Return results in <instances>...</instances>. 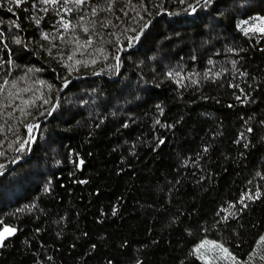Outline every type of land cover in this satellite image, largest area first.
<instances>
[{"label": "trees", "instance_id": "16d2710c", "mask_svg": "<svg viewBox=\"0 0 264 264\" xmlns=\"http://www.w3.org/2000/svg\"><path fill=\"white\" fill-rule=\"evenodd\" d=\"M31 3L12 5L9 13L0 0V59L14 61L10 71L0 67V84L5 78L17 81L16 88L9 83L0 92V229L18 230L0 249V264H205L193 252L202 241L228 248L238 264H264V35L236 28L240 20L264 17V0H227L226 7L221 0L216 7L223 16L216 8L190 16L172 0L164 10L153 6L159 0H145L143 8L139 0L130 7L128 0H117L114 15L98 12L96 18L82 10L84 23L97 21L102 51H94L101 48L94 42L87 51L96 63L76 65L70 73L63 67L73 63L69 53L74 60L87 57L56 39L49 54L39 32L54 38L51 25L59 27V17L31 9ZM137 11L152 21L150 31L120 53L114 71L108 67L116 63L110 58L111 33L135 26ZM40 16L45 19L38 28L34 21ZM105 18L111 23L101 29ZM65 19L77 22L71 14ZM58 50L65 55L57 56ZM168 69H182V87L164 76ZM23 87L32 91H20L21 98L41 95L58 104L53 115H39L49 107L42 100L26 106V116L14 111L22 106L15 93ZM125 122L128 127H122ZM27 123L39 125L33 135L42 138L18 154L17 138L27 135ZM159 139L164 143L157 146ZM17 155L21 159L14 164ZM48 180L50 190L44 192ZM257 190L261 198L248 200ZM218 253L221 258L199 251L211 264H231Z\"/></svg>", "mask_w": 264, "mask_h": 264}, {"label": "snow or ice", "instance_id": "6c2138e0", "mask_svg": "<svg viewBox=\"0 0 264 264\" xmlns=\"http://www.w3.org/2000/svg\"><path fill=\"white\" fill-rule=\"evenodd\" d=\"M140 6L143 8L145 7V0H139ZM167 0H159L158 4L153 5L157 9L164 10L162 8V5L166 3ZM221 0H172V3H177L179 5H183V11L188 14V15H197L198 10L200 12H204L209 10L210 8H216L217 11V16H223L225 13L220 11L219 8H217V4L220 3ZM4 3L8 5L7 7V12L13 13V7L12 5H15L16 8H20V6L27 5L29 3V0H4ZM116 3L117 0H102V3H91L90 0H32L31 3V9H37L39 12H43L45 14L51 13L54 16L59 17V27L56 26V24H52L51 27L53 30L56 31V36L52 38L50 36V33H46L43 30L39 32V38L43 41H47L48 44L50 45L49 48L46 49L49 54H51L52 48H56L57 46L53 43V39L60 40L62 43L64 42H69L73 45H75V48L73 49L74 52L79 53L82 57H87L85 59H80V60H74L73 55L71 53L68 54V60L73 61L72 64H63V67L69 70V73L75 69L76 65H83L85 68L89 67V64H95L96 63V58L91 57L88 53V49L92 48V45L95 43H100L101 48L100 49H94L97 53L102 51V41L96 40V37L98 35H102L101 33H98L95 25L97 23L96 19H91L88 20L87 24L84 23L86 20L85 15L81 14L82 10L83 11H88V15L92 18H96L98 12H106V13H112L113 15L115 14L116 11ZM148 3H151V0H148ZM223 4L226 7L227 6V0H223ZM39 6V7H38ZM52 6H56L53 8ZM128 6H131V0H128ZM22 11L25 13V18L27 19V13L30 11V9L25 6ZM61 13H64V15H61ZM71 14L72 17L77 18V22L73 23L71 19H65V16ZM170 14H175L178 15L179 13H170ZM156 15H159V11H157ZM119 18V17H117ZM137 18L140 19V23L136 25V20ZM44 16H40L37 19H35L34 23L35 25L39 28L41 21L44 20ZM252 21H255L254 23ZM2 23V22H0ZM11 24H13L16 28H20V24L16 21H10ZM111 21L107 18L99 22V28L103 29L109 26ZM132 24L135 26H129L123 29V31L117 35L115 32L111 33V35L115 38L114 41H109V42H114L115 45V51L111 55V59L115 61V64L109 65L108 67L113 69L114 71H119V66H120V53L126 49H132L134 46L137 44L141 43L143 39L147 38L148 32L150 31V26L152 25L151 20H145L143 17H141L140 12H136V16L132 18ZM241 25H244V27H241ZM236 28L243 34H248L249 32H258L261 35H264V17H253L250 18L248 21L245 20H240L236 23ZM62 29V31H61ZM78 30V31H77ZM79 33H83V36H80ZM65 34H69L67 37ZM178 35V34H177ZM4 37L5 33L4 31H0V45L4 44ZM11 39L14 41L16 44H21V39L17 36L11 37ZM123 41V47L121 46V43ZM204 44L209 43L208 40L203 41ZM6 47V45H5ZM27 48V45L24 46ZM2 50V49H0ZM231 51V49H228ZM35 55V53L33 52ZM57 56L63 57L65 55L64 51L58 50L56 52ZM104 59H109L107 55L104 56ZM149 59H152V57H149ZM193 61L197 59L195 55L191 57ZM14 61L11 56H8L6 59H0V67H4L6 71L11 70V66L13 65ZM142 63V62H141ZM208 64H212L213 60L211 57H209ZM233 68H235V61L232 62ZM29 71H32L30 69ZM35 71H39V69H36ZM181 70H172L168 69L165 73L164 76L168 78L175 77L176 79L173 81L176 83L177 87H182L183 86V80L184 77L181 75ZM209 73L208 69H205L204 72V78H207ZM93 74H96L95 72ZM219 72H216L215 75H219ZM246 73L240 72V75L243 76ZM191 75V73L189 74ZM61 79H63L61 77ZM143 79V77H141ZM11 83L13 88L17 87V81L12 80L9 81L7 78L4 79L3 83L0 84V92L4 90V86ZM35 83L37 84H44V81L41 80H36ZM191 83L196 84V80H192ZM63 84L67 86L68 80L63 79ZM47 87L51 90L54 85L49 84ZM158 87V85H157ZM229 87H233V85L230 83ZM238 87V85L236 86ZM29 92L32 91L28 87H23L19 89L15 93V98L21 99V105L16 109H13L14 111L18 110L21 115H28L29 113L26 111V106L27 107H36L35 100H42L43 104H48L49 107L46 108L43 112H40L39 115H46V116H52L53 112L55 109L58 107V104L56 103H49V99L46 97H42L41 95H36L34 98H21L19 96V92ZM96 90L93 89V92ZM59 92V89H57V93ZM10 97L13 96L12 93L9 94ZM102 95V94H101ZM237 100H240V96H236ZM255 103V101H252ZM83 103V102H82ZM8 107H11V105H8ZM155 107L157 110L163 114V108L161 105L156 104ZM229 107H233V105H229ZM249 119H252V117H249ZM157 124L160 123L159 120L156 121ZM180 119L175 121V124H179ZM247 123V122H245ZM260 123L264 125V120H261ZM99 125H97L98 127ZM165 125H161V127H164ZM27 135L24 137H18V144L19 146L15 149V151L19 153H25L29 151L30 147L32 144H34L38 138H42V135L40 137L33 135L34 129H38L39 125L35 123H27L24 125ZM122 127H128L127 122L122 124ZM168 128L174 127L173 124H168L166 125ZM9 131H11V128H9ZM246 132L251 133L253 132V128L247 127ZM244 133H240V137H243ZM262 140H264V137H261ZM237 141L234 140L233 143H236ZM164 141L162 139L158 140L157 146L159 144H163ZM247 147V145H245ZM155 150V149H154ZM204 151H207V149H204ZM71 153H69V156L71 157ZM197 156H199V153H197ZM21 157L20 155H17L12 163H16L18 160H20ZM186 162V161H185ZM57 164L60 163L59 160L56 161ZM80 164H83V161L81 160L79 164L76 166L79 167ZM4 169V165L0 164V176L4 175V172L2 171ZM259 175V173H257ZM79 183H85V181H79ZM51 185V180L46 181V183L43 186V191L48 192L50 190ZM248 200H253L255 199H260L261 198V192L257 190L253 195H248L247 196ZM237 203H240V201H237ZM116 209L113 207V214H115ZM233 216L235 215L234 213L232 214ZM17 229H14L12 227L5 226L2 229H0V249L5 248L7 246L6 240L8 237H11ZM260 241H264V236L260 237ZM210 243L214 248L219 249V251L223 254V257L230 260L231 264H238L236 261L235 256L232 255V253L228 250V248L223 247L220 244H216L214 241L209 242V241H202L201 244H198L196 248L193 249V252L197 253V258L205 260V264H211V261L207 259L205 255H200L199 250L201 247L204 246V244ZM93 248L95 245L92 246ZM191 254V253H190ZM261 259H264V257H261ZM108 264H113L111 260L108 261ZM135 264H140V261L137 260Z\"/></svg>", "mask_w": 264, "mask_h": 264}, {"label": "rangeland", "instance_id": "374dc122", "mask_svg": "<svg viewBox=\"0 0 264 264\" xmlns=\"http://www.w3.org/2000/svg\"><path fill=\"white\" fill-rule=\"evenodd\" d=\"M202 248H206V249H208V252H209V256H210V257H214V258H221V257H222V255L218 253V250H219V249L214 248L210 243H208V244H204V246L201 247L200 250H201ZM200 250H199V251H200ZM196 256H197V253H196ZM209 256H206L207 259H209ZM200 260L203 261V262H205V260H202V259H200Z\"/></svg>", "mask_w": 264, "mask_h": 264}, {"label": "water", "instance_id": "95a60500", "mask_svg": "<svg viewBox=\"0 0 264 264\" xmlns=\"http://www.w3.org/2000/svg\"><path fill=\"white\" fill-rule=\"evenodd\" d=\"M15 235H16V232L11 237H8L7 240H6V242L9 241V240H11Z\"/></svg>", "mask_w": 264, "mask_h": 264}]
</instances>
